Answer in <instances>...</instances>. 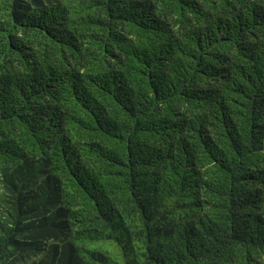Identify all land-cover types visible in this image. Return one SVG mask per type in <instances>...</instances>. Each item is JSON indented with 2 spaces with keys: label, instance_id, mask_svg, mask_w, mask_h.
I'll return each mask as SVG.
<instances>
[{
  "label": "trees",
  "instance_id": "trees-1",
  "mask_svg": "<svg viewBox=\"0 0 264 264\" xmlns=\"http://www.w3.org/2000/svg\"><path fill=\"white\" fill-rule=\"evenodd\" d=\"M0 264H264V0H0Z\"/></svg>",
  "mask_w": 264,
  "mask_h": 264
}]
</instances>
